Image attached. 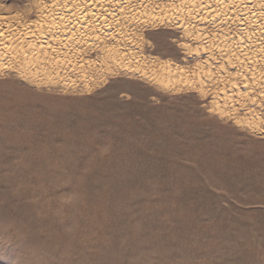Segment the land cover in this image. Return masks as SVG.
<instances>
[{"label": "rangeland", "instance_id": "374dc122", "mask_svg": "<svg viewBox=\"0 0 264 264\" xmlns=\"http://www.w3.org/2000/svg\"><path fill=\"white\" fill-rule=\"evenodd\" d=\"M0 264H264V0H0Z\"/></svg>", "mask_w": 264, "mask_h": 264}, {"label": "bare ground", "instance_id": "6f19581e", "mask_svg": "<svg viewBox=\"0 0 264 264\" xmlns=\"http://www.w3.org/2000/svg\"><path fill=\"white\" fill-rule=\"evenodd\" d=\"M156 20L162 22V19L159 20V18H155ZM166 22V21H165ZM172 22V21H171ZM132 23V22H131ZM163 23V22H162ZM169 23V22H168ZM170 24V23H169ZM172 24V23H171ZM144 62V61H143ZM154 62V61H153ZM152 62V63H153ZM149 63V62H148ZM155 64V62H154ZM163 64V63H162ZM151 67V66H150ZM157 67V66H156ZM169 70V68H164L162 66L158 67V70L155 69L154 72H150V74H147L146 72H139V71H134V75H139L141 79H144L150 83H154L157 86L163 88V89H169L171 87L170 81H171V74L168 73L166 70ZM128 71V70H127ZM151 71V70H150ZM126 72V71H125ZM131 72V71H130ZM167 72V73H165ZM170 72V71H169ZM132 73V72H131ZM127 75V74H126ZM135 75V76H136ZM178 76V75H177ZM175 80V79H174ZM174 84V83H173ZM176 86V85H175ZM174 86V87H175ZM178 90V89H177Z\"/></svg>", "mask_w": 264, "mask_h": 264}]
</instances>
